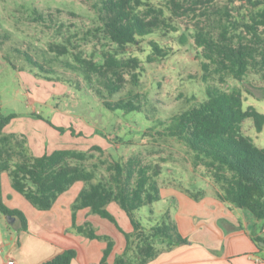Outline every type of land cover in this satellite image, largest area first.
Wrapping results in <instances>:
<instances>
[{"label":"rangeland","instance_id":"rangeland-1","mask_svg":"<svg viewBox=\"0 0 264 264\" xmlns=\"http://www.w3.org/2000/svg\"><path fill=\"white\" fill-rule=\"evenodd\" d=\"M98 1L0 0V114L16 116L0 135L13 138L10 155L5 152L4 159L10 160L12 166L20 161L17 143L23 144L32 157L101 147L103 153L94 151L93 159L85 163L87 169L96 172L95 183L109 177L108 166L139 159L151 172H160L157 183L161 200L136 212L137 219L150 229L170 214L179 236L195 242L208 233V227L223 226V221L216 224L220 214L207 198L217 196L218 191L203 167L194 168L193 154L184 144L158 135L164 131L160 123L205 101L208 85L223 91L239 89L244 109L254 107L264 115V69L261 65L251 67L243 81L225 74L224 83L212 73L206 82L204 59L192 35H188L185 45L180 39L184 33L195 34L199 27L218 35L224 25L230 35L250 38L246 25H254L264 48V5L254 7L247 0H187L185 6L190 4L196 11L174 22L177 32L164 28L140 44L122 49L102 28L94 8ZM154 4L170 16L168 0H155ZM152 42L159 43L170 55L148 62ZM110 54L121 62L132 58L140 62L139 69H119L120 89L114 95L108 87L109 80H115L111 73H96L85 63L102 62ZM119 101L134 104L140 112L111 111L104 105ZM243 131L264 149V128L258 133L254 122L246 120ZM9 176L6 172L1 175L3 202L26 215L31 234L45 238L46 229L65 226L63 210H54L60 215L52 226L13 188ZM85 187L82 182L74 184L60 197L61 201L74 205ZM107 210L115 218L114 223L92 213L89 221L102 239L86 238L91 243L82 244L71 238L69 244L92 257L98 253L104 257L108 237L115 244V260L124 254L129 219L117 204L114 208L109 205ZM241 212L254 220L249 212ZM20 226L17 219L11 224L0 212V264L17 262L24 235ZM65 230L69 235L81 236L72 227Z\"/></svg>","mask_w":264,"mask_h":264},{"label":"trees","instance_id":"trees-1","mask_svg":"<svg viewBox=\"0 0 264 264\" xmlns=\"http://www.w3.org/2000/svg\"><path fill=\"white\" fill-rule=\"evenodd\" d=\"M155 0H99L94 5L102 28L109 39L119 48L136 46L141 40L158 33L164 28L177 32L175 21L189 17L196 10L185 6L187 0H168L167 11L157 8ZM252 6L264 5V0H247ZM264 18V16H263ZM256 23V22H255ZM250 35H230L228 26L224 25L218 35L203 28H197L195 34L190 32L181 36L180 42L188 43V35L200 49L205 81L212 73L218 74L221 83L223 75L232 76L243 81L249 69L261 65L264 69V48L260 45L257 27L246 25ZM152 54L148 62L166 58L170 52L157 42H152ZM1 51V47H0ZM89 69L105 75L111 73L115 80H109L111 95L119 91V69L132 67L139 69V60L132 58L121 62L114 55H107L102 62L85 61ZM87 69V72L91 71ZM90 80L91 77H88ZM137 83L138 76L135 74ZM111 111L122 110L126 113L140 112V108L131 103L119 101L117 104L104 103ZM16 118L15 115L0 114V135ZM252 120L258 133L264 128V115L254 107L244 109L243 93L239 89L223 91L208 85L207 99L182 113L172 117L166 123L159 136L171 138L184 144L193 154V166L203 167L217 188V198L232 208L249 212L257 221L260 229L264 227V149L257 147L246 136L243 124ZM0 141V183L3 172L8 173L13 188L22 194L39 211H49L56 201L74 184H86L78 201L73 205V218L77 212L89 209L90 213L115 222L107 207L113 203L127 214L133 226V233L126 234L127 247L114 264H148L164 250H172L190 241L179 236L170 214L161 222L146 229L137 219L136 212L143 207L161 200L157 177L158 170L143 165L139 159L130 158L126 163L116 162L107 167L109 177L94 182L96 172L86 168L85 163L93 159L94 151L103 153L101 147H92L88 152L70 150L55 151L51 155L39 157L27 155L23 144L17 143L20 161L12 166L4 159L5 152L10 155L13 138L1 137ZM0 143V144H1ZM8 150V151H7ZM12 150V149H11ZM0 212L5 216L15 217L20 222V229L28 232V220L24 213L8 208L0 189ZM74 233L90 240L102 239L90 222L82 226L75 223ZM255 243L264 242L252 235ZM108 247L104 251L101 264H109L108 257L113 251L114 242L106 237ZM77 258L74 249L65 250L42 264H72Z\"/></svg>","mask_w":264,"mask_h":264},{"label":"crops","instance_id":"crops-1","mask_svg":"<svg viewBox=\"0 0 264 264\" xmlns=\"http://www.w3.org/2000/svg\"><path fill=\"white\" fill-rule=\"evenodd\" d=\"M207 198L218 210L217 214H220V218L215 220L217 221L216 224L223 221V226L208 227V233L203 238L195 242L190 241L189 245L164 250L148 264H264V242L255 243L252 239L253 235L259 240H264V227L260 229L254 217L253 220L251 216L241 212L242 210L220 202L217 196L207 195ZM115 205L113 203L110 207L114 208ZM72 207L71 203L61 201V198H59L51 210H38L41 216H45L44 220L47 219V222L52 226L56 225L60 215V213H54V210L56 208L63 210L65 226L60 228L56 225L53 230L46 229L47 236L45 238L36 237L30 231H23L20 252L16 254L17 262L14 264H42L62 251L70 249L77 251V258L72 264H101L103 255L101 256L100 253L92 257L69 244L71 238L82 244L91 243L88 242L90 239L87 240L83 236L69 235L65 230L73 227L74 223L77 226L84 225L90 221L92 216L89 209H83L78 211L75 218H73ZM214 213L216 212L214 211ZM49 216L51 217L47 218ZM196 223H200V220L198 219ZM210 223L208 226L211 225ZM127 232L128 234L133 232L130 219ZM120 246H123V240ZM113 262L115 263L114 253L108 257V263L113 264Z\"/></svg>","mask_w":264,"mask_h":264},{"label":"water","instance_id":"water-1","mask_svg":"<svg viewBox=\"0 0 264 264\" xmlns=\"http://www.w3.org/2000/svg\"><path fill=\"white\" fill-rule=\"evenodd\" d=\"M7 218H8V220H9V222H10L11 224H13V223L16 221V218H15V217L7 216Z\"/></svg>","mask_w":264,"mask_h":264},{"label":"built area","instance_id":"built-area-1","mask_svg":"<svg viewBox=\"0 0 264 264\" xmlns=\"http://www.w3.org/2000/svg\"><path fill=\"white\" fill-rule=\"evenodd\" d=\"M8 264H13V262H9Z\"/></svg>","mask_w":264,"mask_h":264}]
</instances>
